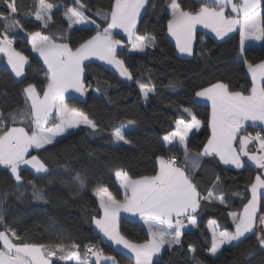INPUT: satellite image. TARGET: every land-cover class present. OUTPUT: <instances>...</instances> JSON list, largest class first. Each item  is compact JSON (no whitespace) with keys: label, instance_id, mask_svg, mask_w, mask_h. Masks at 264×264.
<instances>
[{"label":"snow or ice","instance_id":"obj_1","mask_svg":"<svg viewBox=\"0 0 264 264\" xmlns=\"http://www.w3.org/2000/svg\"><path fill=\"white\" fill-rule=\"evenodd\" d=\"M34 4L32 13L35 20L41 21L43 27L47 28L57 5L49 0H34ZM5 6L7 11L0 12V21L4 24L0 30V53L6 55L7 64L15 76L20 77L24 75L29 57L14 47L15 41L10 35L11 30H23V25L16 18L20 7L17 0H5ZM155 6L153 0H114L109 11L95 12L96 16L107 22V26L101 28L88 14L90 10L87 5L82 0H74L73 6H65L64 9L69 28L73 25L92 24L96 26L95 35L74 46L41 31L28 33L31 50L42 58L47 67V82L39 90L37 85L31 83L23 89L27 111L9 112L7 117L0 111V165L10 169L18 184L23 182L22 165L30 166L38 174L50 171L48 164L39 156L29 157L31 149L50 151L61 142L60 137L81 125L97 130V124L87 113L66 104V93L70 90L82 95L85 93V62L93 58L113 66L121 77L132 80V72L118 56L117 50L122 48L124 41L116 39L113 30H123L134 51L143 52L146 48H155L153 38L137 33L142 11ZM166 8L171 16L167 22V31L175 38L176 46L182 54L193 55L198 25L210 29L220 40L239 28L241 59H244L246 41L264 42V0H200V7L195 11L182 6L180 0H167ZM229 9L230 13L226 14ZM245 63L251 74L248 94L245 91L230 90L229 84L222 81L195 93V97L211 104V134L202 151L193 153L188 147L189 134L193 129L199 131L202 125L190 109L184 108L183 112L191 120L177 119L174 129L162 138L163 144L171 146L168 151L175 147L182 150L181 163H178L175 156L159 155L156 158L159 167L154 175L134 178L123 170H116L114 177L123 189V200L116 199L107 187L96 188L95 196L103 215L93 218L95 226L113 244L128 250L134 264H154L153 258L165 246L169 249L180 246L186 226H197L196 214L202 202L218 200L220 204H225L223 194L214 195L212 190L202 193L195 182L193 172L200 167L204 157L218 158L224 165H232L236 169L245 166L242 157H247L262 170L250 185L251 199L244 204L243 211L230 213L235 225L234 231L218 230L217 221H210V253L216 255L224 245H232L249 233L256 236L259 251L264 252V212L260 211L261 190H264V133L256 132L253 135L246 128L248 122L264 125V61L253 64L245 60ZM137 83L145 100L156 91L154 84ZM8 121L12 125L18 122L24 124L25 121L27 124L6 126ZM112 135L118 141L129 142L125 139L122 127H116ZM253 142L258 144L256 152H250L248 148ZM190 163L193 165L192 170L188 169ZM65 171L69 169L66 167ZM89 179L87 173L79 171L70 176L71 183L80 189L86 187ZM216 181L219 182L218 176ZM28 183L32 184L33 198L43 199V190L38 189L32 181ZM3 204L4 200L0 198V222L4 220ZM121 211L138 215L146 225L150 238L138 243L122 235L119 229ZM0 245V264H52L54 257L60 261L74 260L76 264H91L88 257H94L95 264H101V261L117 264L114 257L106 256L96 245H88L82 258L78 244H71L69 249L63 243L25 242L21 235L7 226L4 231H0ZM189 252L195 254V246H189ZM256 255L253 249L246 254V258L250 260ZM193 259L195 261L194 255Z\"/></svg>","mask_w":264,"mask_h":264},{"label":"trees","instance_id":"obj_2","mask_svg":"<svg viewBox=\"0 0 264 264\" xmlns=\"http://www.w3.org/2000/svg\"><path fill=\"white\" fill-rule=\"evenodd\" d=\"M49 2L57 7L53 9L49 26L44 28L32 13L34 0H17L20 12L16 18L23 25V30H11L10 35L15 41L14 47L29 57V64L21 81L14 78L8 67L0 69V111L5 117L9 112L27 111L23 89L28 84L37 85L39 90L47 82V69L30 49L28 33L41 31L74 46L95 35L96 26L92 24L78 29L69 28L64 9L65 6H73L71 0ZM113 2L82 0L90 10L88 14L101 28L106 27L107 22L97 19L95 12L109 11ZM180 2L189 10L195 11L200 7L198 0ZM153 3L156 6L145 11L138 32L153 38L156 47L146 54L131 53L128 47L118 50L119 58L124 60L125 66L133 74L132 81L121 79L98 62H90L86 64L84 75L89 90L87 99L67 100L69 107L87 113L97 124V130L82 127L62 138L54 149L33 152L32 155L39 156L48 164L50 171L37 174L28 168H21V184L15 181L9 169L0 167V198L4 200V220L0 222V231H4L7 226L21 235L25 242L63 243L68 247L78 244L82 253L85 245H98L105 255L114 257L119 264H130L131 259L107 244L94 228L93 218L102 215L94 194L96 188L107 187L116 199L121 200L124 195L114 177L116 170H123L134 178L154 175L158 170L156 158L159 155L170 156L173 151H168L162 138L174 129L177 119H191L183 112L184 108L190 107L191 112L204 124L203 130L194 134L188 143L190 151H202L209 134L207 110L191 105V97L197 91L222 81L229 84L230 90L248 94L251 79L245 60L253 64L264 61V44L247 48L244 59H241L240 36L234 35L217 42L205 34H198L194 57L181 58L168 37L167 22L171 16L166 8L167 0H153ZM6 11L5 0H0V12ZM3 27L0 21V30ZM204 36L206 42L203 41ZM137 81L154 84L155 93H150L145 100ZM26 124L27 121L16 125ZM128 125L137 127L136 130L124 132L129 145H115L113 130ZM7 126L15 125L8 121ZM174 154L179 156L180 149ZM66 167L69 169L67 172ZM76 171L87 173L90 177L83 189L71 183L70 176ZM259 172V169L248 163L242 169L235 170L223 166L216 158L205 157L194 174L195 182L202 193L212 190L214 195L223 194L225 204H220L218 200L202 202L196 214L199 220L197 229L185 231L181 237L182 244L167 250L154 264H264V252L259 251L256 236L251 233L236 244L224 248L220 255L212 256L209 251L212 237L207 229L208 223L216 220L221 230L234 231L230 213L243 211L244 204L251 199L250 185ZM217 176L219 182L216 181ZM29 181L43 190V199L33 198ZM260 211L264 212V197L261 198ZM120 231L133 242L149 239L145 228L131 220L122 219ZM189 246H195V254L189 252ZM253 249L257 255L249 260L246 254ZM53 264L62 263L54 261Z\"/></svg>","mask_w":264,"mask_h":264},{"label":"crops","instance_id":"obj_3","mask_svg":"<svg viewBox=\"0 0 264 264\" xmlns=\"http://www.w3.org/2000/svg\"><path fill=\"white\" fill-rule=\"evenodd\" d=\"M71 1L74 3V0H71ZM198 1H200V0H198ZM236 2H239V0H236ZM229 13H230V9L226 11V14H229ZM144 14H145V11H142V13H141V18H142V16H143ZM96 18L102 20V19H101L100 17H98V16H96ZM141 18H140V20H139V22H138V24H137V33H138L139 35H141V34L138 32V26H139V23H140V21H141ZM87 25H89V24L73 25V26L71 27V29H78V28L85 27V26H87ZM167 32H168V31H167ZM198 34H205V35L211 37L212 39H214V40L217 41V42H222V41L226 40L227 38H229V37H231V36H234V35H238V36H240V35H239V28H237V30H236L235 32H233V33H229V35L226 36L223 40H220V39H218V38L215 37V34L212 33L210 29H205V28H203L202 26H199V25H198V26H197V30H196V41H195V43H194V45H193V55H192V56H188L187 54H182V53L179 52V50H178V48H177V46H176L175 38L172 37V36L170 35L169 32H168V37H169L170 41L174 44V46H175V48H176V50H177V54H178L181 58L189 59V58L194 57V55H195V53H196L197 37H198ZM113 35H114V37H115L116 39H120V40L124 41V44H123L122 48L128 47V48H129V51H130L131 53H135V54H146L148 50L153 49V48H146L143 52L132 50V48H131V44H130L128 38H127V35H126V34L123 32V30H121V29H115V30H113ZM29 42H30V49H31V41H30V39H29ZM263 44H264V42L246 41V42H245V50H246L247 48H249V47H261V46H263ZM122 48H118V50H120V49H122ZM118 50H117V51H118ZM32 52H33V51H32ZM33 53H35V52H33ZM244 53H245V51H244ZM35 54L38 56L37 53H35ZM38 57H39V56H38ZM39 58H40V57H39ZM40 59H41V61L43 62L42 58H40ZM90 62H98V63L104 65L105 67H107L108 69H110L111 71H113L114 73H116L121 79H123V80H125V81H128V82H131V81H132V80H127V79L124 78V77H121V76L119 75L118 70H116L113 66L106 64V63L103 62V61H100V60H97V59L93 58V59L90 60V61H86V62H85V65H86L87 63H90ZM28 64H29V63H28ZM28 64H26L25 67H24V75H23V76H20V77H16V76H15V73H14V72L12 71V69H11V66L7 64V57H6V55L3 54V53H0V69H1L2 67H4V66L8 67V69L11 71L12 75L14 76V78H15L17 81H21V80L24 78V76H25V70H26ZM45 67H46V65H45ZM46 69H47V67H46ZM247 73H248V75H249V78L251 79V74L248 72V70H247ZM84 83H85V82H84ZM85 86H86V85H85ZM88 95H89V90L87 89V87H86V91H85V93H84L83 95H82L81 93L75 92L74 90H70L68 93H66V96H65V102H66V104H67V100H68L69 98H78V99H81V100H85V99H87ZM191 105H192V106H198V107H201V108H205V109L207 110V131H208V134H209V137H210V134H211V129H210V127H209V121H210V116H211V104H210V102H209V101L201 100V99L195 97V95H193V96L191 97ZM188 109L191 110L190 107H189ZM190 120H191V119H190ZM198 120H199V119H198ZM201 125H202V126H201V128L199 129V131H197L196 129H193L192 133L189 134V140L191 139V137H192L194 134H197V133H199L200 131L203 130V128H204V124H203V122H201ZM15 126H25V125H15ZM49 126H50V125H49ZM82 127H87V126H85V125H81L79 128L69 130V132H72V131H74V130H75L74 132H76V131H78V130H79L80 128H82ZM246 128H247V132H248V133H252L253 135H255V132H254L255 129H260V130H262V133H264V125L259 124V122H257L255 125H252L251 122H248V125H246ZM122 130H123L124 132H125V131H128V130L132 131V130H134V126H133V125L124 126V128H123ZM69 132H68V133H69ZM68 133H66V134H68ZM61 138H62V137H60L59 139L61 140ZM128 145H129V144H127V143H122L120 146H128ZM166 147L169 148V147H171V146L166 145ZM237 147H238V143H237ZM248 148H249V151H250V152H256V151L258 150V144H257L256 142H253L252 144H249ZM172 149H173V151H172V154H171L170 156L175 155L174 152L178 149V147H175V148H172ZM179 149H180V148H179ZM37 150H39V149H35V148L31 149L30 152H29V157L33 154V152H35V151H37ZM180 151H181V154H179V156H180V158H181L182 161H183L182 150L180 149ZM191 152H193V151H191ZM193 153H199V152H193ZM204 158H205V157H204ZM204 158L201 159V161H200V165H201L202 160H203ZM216 159L219 161L218 158H216ZM242 159H244L245 164L248 163V164H251L252 166H254L255 168H257L253 162H251L250 160H248L247 157H242ZM182 161H180L179 163H181ZM219 162H220V161H219ZM220 163H221V162H220ZM157 164H158V161H157ZM221 164H222L223 166H225V167H228V168H231V169H235V170H240V169H242V168H240V169H236V168H235L234 166H232V165H224L223 163H221ZM0 167L3 168V169H7V168H5L3 165H0ZM158 167H159V165H158ZM21 168H28V169H30V170H32V171L34 172V170L31 169V167L28 166V165H22ZM192 168H193V165H192L191 163L188 164V169H189V170H192ZM198 169H199V168H196V169L194 170L193 175L198 171ZM257 169H258V168H257ZM9 170H10V169H9ZM259 170H260V169H259ZM157 171H158V170H157ZM260 171H262V170H260ZM37 174H38V173H37ZM39 174H44V173H39ZM117 184H118V186H119V182H118V181H117ZM119 188H120V187H119ZM120 189H121V192H122L123 195H124L123 189H122V188H120ZM261 193H262V194H261V198H262V197H264V190H261ZM94 194H95V193H94ZM112 195H113V194H112ZM113 196H114V195H113ZM123 198H124V197H123ZM97 200H98V199H97ZM121 200H123V199H121ZM98 202H99V200H98ZM101 210H102V209H101ZM102 215H103V210H102ZM102 215H101V216H102ZM258 215H259V213H258ZM122 219H127V220H131V221L137 222V223L141 224V225L145 228V230L147 231V227H146V225L143 223L142 219H141L138 215H132L131 213H126V212L121 211V213H120V220H119V229H120V222H121ZM196 219H197V217H196ZM209 223H210V222H209ZM209 223H208V224H209ZM198 225H199V220L197 219V226L193 227V226H191V225H187L186 228L184 229V232L187 231V230L195 231V230L197 229ZM207 226H208V225H207ZM94 228H95L96 231L102 236L103 240H104L107 244H109L110 246H112L115 250L124 253L126 256H128V257L131 259V263H130V264H134V259H133V257H132V254H131L130 252H128V250L124 249L122 246H118V245L113 244V243H112L111 241H109L106 237H104L103 234L99 231V229L95 226V223H94ZM219 228H220V227H219ZM234 230H235V225H234ZM120 232H121V231H120ZM147 233H148V232H147ZM249 234H250V233H249ZM249 234H246V236L249 235ZM246 236H245V237H246ZM245 237H243V238H245ZM149 238H150V237H149ZM243 238H241V240H242ZM237 242H239V241L233 242L232 245L236 244ZM232 245H224L223 248H226V247H229V246H232ZM69 249H70V247H69ZM167 250H170V249H169L167 246H165V249H163V250L161 251V253H160L157 257H154V258H153V259H154V262H155L156 260H159V259L161 258V256H162ZM78 251H79L81 257L84 258L83 253H82L79 249H78ZM58 255H59V253H58ZM106 256H109V255H106ZM109 257H112V256H109ZM115 260H116V259H115ZM54 261H59V262L62 263V264H76V262H75L74 260L60 261V260H58V259L55 258V257L53 258V262H54ZM116 261H117V260H116ZM53 262H52V264H53ZM92 264H95V258H94V261H93ZM101 264H112V262H111V261H101ZM117 264H119V263L117 262Z\"/></svg>","mask_w":264,"mask_h":264},{"label":"rangeland","instance_id":"obj_4","mask_svg":"<svg viewBox=\"0 0 264 264\" xmlns=\"http://www.w3.org/2000/svg\"><path fill=\"white\" fill-rule=\"evenodd\" d=\"M134 126V130H136V125H133ZM75 131V130H74ZM74 131H72V132H69L68 134H65L62 138H64V137H66V136H68V135H71V134H73V133H75ZM133 131V130H132ZM61 138V139H62ZM122 143H125L124 141H118V140H116L115 139V145H117V146H120ZM127 144H129V143H127ZM212 221V220H211ZM218 223V222H217ZM219 225V224H218ZM207 229H208V231H209V233H210V235H211V237H212V229L211 228H209V224H208V226H207ZM218 230H221L220 228L218 229ZM224 247V246H223ZM221 248V250L216 254V255H212L211 253V255L212 256H218V255H220L221 253H222V251L224 250V248Z\"/></svg>","mask_w":264,"mask_h":264},{"label":"built area","instance_id":"obj_5","mask_svg":"<svg viewBox=\"0 0 264 264\" xmlns=\"http://www.w3.org/2000/svg\"><path fill=\"white\" fill-rule=\"evenodd\" d=\"M203 41H204V42L207 41V39H206L205 36L203 37ZM6 126H7V125H6ZM254 132H255V133H256V132H261V130H260V129H255ZM172 156L177 157V158H178V163L180 162V157H179L178 155H172ZM186 223H187V222H186ZM88 245H93V244H88ZM88 245H85V246H84V250H83V253H84V254H85V251H86V247H87ZM96 246L100 248V246H98V245H96ZM88 259H90L91 263H93V261H94V257H88Z\"/></svg>","mask_w":264,"mask_h":264}]
</instances>
